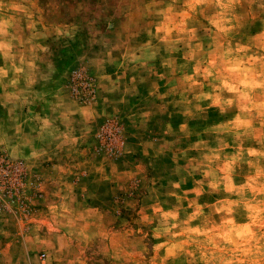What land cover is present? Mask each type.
Returning a JSON list of instances; mask_svg holds the SVG:
<instances>
[{"label": "rangeland", "instance_id": "obj_1", "mask_svg": "<svg viewBox=\"0 0 264 264\" xmlns=\"http://www.w3.org/2000/svg\"><path fill=\"white\" fill-rule=\"evenodd\" d=\"M0 3V264H264V0Z\"/></svg>", "mask_w": 264, "mask_h": 264}, {"label": "trees", "instance_id": "obj_2", "mask_svg": "<svg viewBox=\"0 0 264 264\" xmlns=\"http://www.w3.org/2000/svg\"><path fill=\"white\" fill-rule=\"evenodd\" d=\"M72 79V84L74 85L73 88L75 90H78L79 92L82 91L84 94L87 93L89 89V78H87L84 73H76L73 75ZM105 129H108V132L102 135V139L105 141V143L110 145L112 144V140H115V138L118 137V133L113 129H109L108 126ZM24 173V170L19 169L18 167L12 165L7 159H4L0 163V182L5 183V181H10V183L5 186V191H11L12 186H15L17 184V181L20 180L21 176L24 175ZM9 175L13 176L9 177Z\"/></svg>", "mask_w": 264, "mask_h": 264}, {"label": "clouds", "instance_id": "obj_3", "mask_svg": "<svg viewBox=\"0 0 264 264\" xmlns=\"http://www.w3.org/2000/svg\"><path fill=\"white\" fill-rule=\"evenodd\" d=\"M0 7H3V4L2 3H0ZM19 10L20 11H24V9L22 7ZM8 27H12V24L9 23ZM3 39H7V37L5 35L4 30L0 29V41H2ZM9 43H10V41H9ZM2 71L3 70H0V72H2Z\"/></svg>", "mask_w": 264, "mask_h": 264}, {"label": "crops", "instance_id": "obj_4", "mask_svg": "<svg viewBox=\"0 0 264 264\" xmlns=\"http://www.w3.org/2000/svg\"><path fill=\"white\" fill-rule=\"evenodd\" d=\"M40 161H43V159H42V160H40Z\"/></svg>", "mask_w": 264, "mask_h": 264}]
</instances>
